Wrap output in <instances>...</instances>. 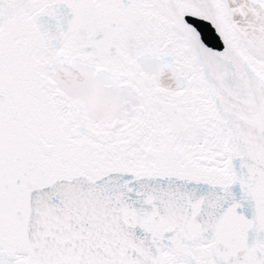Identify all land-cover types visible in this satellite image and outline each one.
<instances>
[{"label": "snow or ice", "instance_id": "obj_1", "mask_svg": "<svg viewBox=\"0 0 264 264\" xmlns=\"http://www.w3.org/2000/svg\"><path fill=\"white\" fill-rule=\"evenodd\" d=\"M0 264H264V0H0Z\"/></svg>", "mask_w": 264, "mask_h": 264}]
</instances>
